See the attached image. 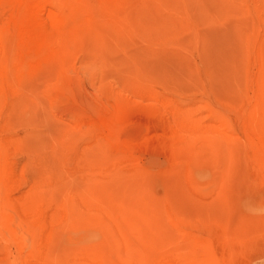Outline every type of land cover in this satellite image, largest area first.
Segmentation results:
<instances>
[{
    "label": "rangeland",
    "instance_id": "rangeland-1",
    "mask_svg": "<svg viewBox=\"0 0 264 264\" xmlns=\"http://www.w3.org/2000/svg\"><path fill=\"white\" fill-rule=\"evenodd\" d=\"M0 264H264V0H0Z\"/></svg>",
    "mask_w": 264,
    "mask_h": 264
}]
</instances>
